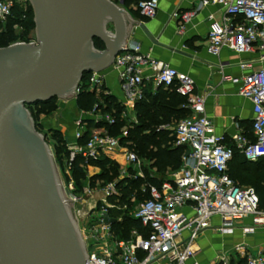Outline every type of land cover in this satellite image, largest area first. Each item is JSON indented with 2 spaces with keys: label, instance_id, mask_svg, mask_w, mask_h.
<instances>
[{
  "label": "built area",
  "instance_id": "2783aa9c",
  "mask_svg": "<svg viewBox=\"0 0 264 264\" xmlns=\"http://www.w3.org/2000/svg\"><path fill=\"white\" fill-rule=\"evenodd\" d=\"M120 4L123 6V0ZM30 6L28 0H0V23L6 24L13 18L16 9L26 14ZM159 6V0H143L137 9L144 18L154 19ZM209 6H220L223 12L221 20L214 15L209 17V53L214 56H220L224 50L238 55L259 53L264 64V0H199L198 9L182 15V20L188 24L200 10ZM36 42L35 37L29 43ZM241 67L245 69L250 65ZM111 68L119 76L126 103L137 105L141 102L145 84L149 82L154 88H176L186 97L184 107L191 116L175 128V146L184 149L180 169L165 178L160 186H142V192L148 194L149 199L138 204L133 216L141 223L142 230L132 231L129 239L118 238L111 219L115 206L110 200L119 196L118 182L107 184L96 192L88 187L78 197L74 194V180L69 181L68 190L74 202L81 199L87 203L96 195H102L85 217L82 233L80 230L89 256L88 264H204L197 255L199 241L206 232L226 235L240 229L244 236L252 237L264 231V211L260 209L256 190L238 186L228 174L235 150L249 162L264 159V67L242 81L232 79L241 84L239 94L253 103L255 115L254 139L237 135L234 147L226 143L225 137L215 134L213 122L206 115L205 100L196 94L195 82L143 53L140 44L126 43ZM147 71L150 74L145 77ZM103 86L101 73H92L87 81L81 82L76 97L64 101L77 100L86 87L91 91ZM83 115L94 125L90 127L83 117L80 118L71 141L60 129L70 152L59 166L64 176L72 175L78 157L82 158L88 172L94 167L92 163L109 158L122 167L119 182L133 178L129 175L130 169L138 172L134 179H144L139 155L125 142L130 136V126L123 129L122 135H111L105 126L98 125L106 123L112 127L116 120L104 114L98 104ZM126 117L128 113L124 110L122 118ZM236 255L241 259L236 264H264V243L251 253L246 246L239 245L235 253L217 256L215 261L206 264H232L231 257Z\"/></svg>",
  "mask_w": 264,
  "mask_h": 264
},
{
  "label": "water",
  "instance_id": "95a60500",
  "mask_svg": "<svg viewBox=\"0 0 264 264\" xmlns=\"http://www.w3.org/2000/svg\"><path fill=\"white\" fill-rule=\"evenodd\" d=\"M28 1L36 44L0 49V264H88L73 201L29 107L76 97L86 75L112 67L135 22L112 0Z\"/></svg>",
  "mask_w": 264,
  "mask_h": 264
},
{
  "label": "crops",
  "instance_id": "0c3cea01",
  "mask_svg": "<svg viewBox=\"0 0 264 264\" xmlns=\"http://www.w3.org/2000/svg\"><path fill=\"white\" fill-rule=\"evenodd\" d=\"M112 1L121 6L119 0ZM159 3V11L154 19L144 18L135 4L129 7L121 6L135 22V25H129L127 43L140 44L143 53L150 54L154 59L164 62L195 82L196 94L205 100L206 115L213 122L215 134L225 137L228 145L234 147V139L240 134L253 140L255 117L253 103L240 96L241 84H236L233 80L242 81L250 73L263 68L260 54L238 55L227 50H224L220 56L209 53V17L214 15L217 20H221L223 12L220 6H209L200 10L191 22L185 24L182 15L197 10L199 0H159ZM183 28H185L184 32L180 33ZM245 64L250 67L243 69L241 66ZM149 74L150 72L147 71L144 76L147 77ZM101 75L104 80V94L116 98L129 115L137 117V105L126 103L125 91L117 72L110 68ZM145 91L156 94L158 88L146 82L144 97ZM60 107L62 110L59 123L57 126L56 123L54 125L55 128L65 132L68 140L71 141L76 132L77 121L82 117L86 122L91 119L85 118L84 111L81 113L76 100L68 101V104L65 103ZM182 120L184 119L173 120L170 124L161 126L160 129L175 132L176 126ZM100 172V168L93 167L89 174L97 176ZM101 197L102 195L98 194L95 200ZM263 243L264 231L252 237L244 236L240 229L226 235L208 231L199 241L200 252L197 258L206 264L213 260L216 252L231 255L235 253L239 245H244L249 251L255 252Z\"/></svg>",
  "mask_w": 264,
  "mask_h": 264
},
{
  "label": "trees",
  "instance_id": "16d2710c",
  "mask_svg": "<svg viewBox=\"0 0 264 264\" xmlns=\"http://www.w3.org/2000/svg\"><path fill=\"white\" fill-rule=\"evenodd\" d=\"M141 1L143 0H123V6L129 7L134 4L138 6ZM35 29L36 25L32 6H30L26 14L22 10L16 9L13 18L6 24L0 23V49L18 42L29 43L36 37ZM95 46L99 50L105 49V46L99 41L95 42ZM90 76L91 74L86 75L84 81H87ZM104 92V87L96 91H90L87 87L84 88L77 97V107L80 111L89 112L95 105H101L103 113L110 114L115 118L116 125L111 127L106 125V123H101L98 126H105L111 135L119 136L121 129L126 126L122 118L124 108L118 103L116 98L107 96ZM145 92L144 99L136 106L137 117L140 123L129 127L130 136L125 142L130 144V148L134 152L150 159L152 168L158 172L177 171L182 165L184 149L175 146L174 131L162 130L160 128L161 126L170 124L173 120L179 121L191 116V112L182 107V105H186L187 99L180 95L176 88L166 89L160 87L156 94ZM57 102L58 99H55L29 107L32 117L36 108H41L39 114H44L50 108H52L53 112L58 107ZM87 122H89L90 127L94 125L90 120ZM35 124L37 127L39 126L37 123ZM49 131L52 134L51 140L56 148V160L62 166L64 159L70 155L67 139L60 129H50ZM82 143L84 144L85 141ZM92 166L100 168L101 172L99 175L89 178L88 169L82 158L78 157L74 163L72 175L67 177L68 181L73 179L76 188L82 191L86 185L94 189L98 182L106 185L116 180L120 175V166L109 158H102L98 162L92 163ZM228 174L238 186H249L256 190L260 199V209L264 211V159L258 162H249L238 150H235L234 158L229 164ZM146 175L148 177L145 176L144 179H127L120 183L118 188L123 193L122 204L128 203L130 200L129 196L134 193L137 194L140 202L149 199L148 194H143L141 190L142 186L144 184L160 186L165 180V177L149 178V173ZM117 214L123 215L122 220L113 221L114 231L119 239H129L132 231L142 230L141 223L135 218L130 217L129 213L119 212Z\"/></svg>",
  "mask_w": 264,
  "mask_h": 264
},
{
  "label": "rangeland",
  "instance_id": "374dc122",
  "mask_svg": "<svg viewBox=\"0 0 264 264\" xmlns=\"http://www.w3.org/2000/svg\"><path fill=\"white\" fill-rule=\"evenodd\" d=\"M18 43H21V42H18ZM16 44V43H14ZM12 44V45H14ZM97 89H94V90H91V91H96ZM100 93V92H99ZM102 95V93H101ZM72 101L69 100V102ZM68 104V101H64V100H58L57 102V109H55L53 112H52V108H50L49 110H46L44 114L40 113L39 114V110L41 108H36L33 112V119L35 121V123H37L39 126L37 127L38 129V132L42 135L45 136L46 138V141H47V144L49 145L50 149L52 150V153L54 154V160H55V164H56V168H57V172H58V175H59V178H60V181H61V184H62V187L64 189V192H65V195H66V198L73 201L71 196H70V193H69V190H68V179L64 176V173L61 172L60 168H59V163L57 162L56 160V148L54 147V143L53 141L51 140V137H52V134L51 132L49 131L50 129H57L55 128L57 125H58V120L60 118V114H61V110L62 108L60 106H64L65 103ZM59 103V104H58ZM101 106V105H100ZM50 111V112H49ZM47 112V113H46ZM82 113V111H81ZM105 114V113H104ZM131 116V117H130ZM56 121V122H55ZM124 123L126 124V126H132L133 124H137V123H140V120L138 119V117H136V115L132 116V115H129L128 114V117H126V119L124 118L123 119ZM54 123H56L54 125ZM54 126V127H53ZM125 126V127H126ZM72 127V126H71ZM124 127V128H125ZM123 128V129H124ZM123 129H121V131L119 132V135H122V132H123ZM49 138V139H48ZM139 155V154H138ZM140 157V160H141V163H142V167H141V172H143V176H147L146 174L149 173V178H155V177H165L167 178L168 176H170L171 174H173L175 171H166L164 173H160L158 172L156 169H153L152 168V162H150V159L146 158V157H143L141 155H139ZM121 166H120V171H121ZM147 172V173H146ZM137 171L133 170V169H130L129 170V175L133 178L131 179H134V175H137ZM99 175V174H98ZM88 177L89 178H93L95 176H90L89 172H88ZM120 177V175H119ZM119 177L114 180L113 182H110V183H114V182H118V187L120 185V183L122 181L119 182ZM148 177V176H147ZM129 179V178H128ZM125 181V180H124ZM108 183V184H110ZM107 185V184H106ZM106 185H103L102 182H98L97 186L93 189L94 192L96 191H100L102 188H104ZM89 185H86L85 186V189L88 188ZM84 190L82 191H79L76 186H75V195H78V197L81 195V192H83ZM118 192H119V196L118 197H115V198H112L110 200V203L111 205H114L115 206V209L112 210L111 212V219H113L114 221L115 220H118L123 218V215H119L117 213L119 212H124V213H129V216L133 218L134 214H135V211L137 209V206L139 203L141 202H144L145 200L143 201H139L138 200V197H137V194H132L129 196L130 200L128 203H125V204H122V197H123V193L120 192L119 188H118ZM145 194V193H143ZM137 198V199H136ZM94 202H95V199H91L89 202H83L81 201V199H78L77 202H74L73 201V213H74V216L77 220V225L79 227V230H81V233L83 231V225L85 224V221H87L85 219V217L87 216L88 212L90 211V209H92L93 205H94ZM218 251V250H217ZM248 252L251 253V250L249 251L248 249ZM215 253V252H214ZM223 254H226V253H223V252H216V254L214 255L215 257L213 258V261H215L216 257L217 256H222ZM240 261V257H231V263L232 264H236L237 262ZM219 264V263H218Z\"/></svg>",
  "mask_w": 264,
  "mask_h": 264
}]
</instances>
